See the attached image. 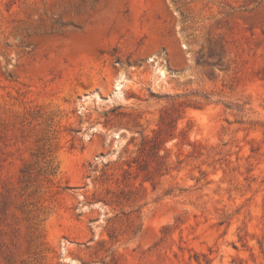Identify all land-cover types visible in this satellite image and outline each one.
I'll use <instances>...</instances> for the list:
<instances>
[{
	"label": "rangeland",
	"instance_id": "rangeland-1",
	"mask_svg": "<svg viewBox=\"0 0 264 264\" xmlns=\"http://www.w3.org/2000/svg\"><path fill=\"white\" fill-rule=\"evenodd\" d=\"M0 264H264V0H0Z\"/></svg>",
	"mask_w": 264,
	"mask_h": 264
},
{
	"label": "bare ground",
	"instance_id": "bare-ground-1",
	"mask_svg": "<svg viewBox=\"0 0 264 264\" xmlns=\"http://www.w3.org/2000/svg\"><path fill=\"white\" fill-rule=\"evenodd\" d=\"M120 88H121L120 82L116 81V83H115V91H120Z\"/></svg>",
	"mask_w": 264,
	"mask_h": 264
},
{
	"label": "trees",
	"instance_id": "trees-1",
	"mask_svg": "<svg viewBox=\"0 0 264 264\" xmlns=\"http://www.w3.org/2000/svg\"><path fill=\"white\" fill-rule=\"evenodd\" d=\"M145 142H150V140H149V139H147Z\"/></svg>",
	"mask_w": 264,
	"mask_h": 264
}]
</instances>
